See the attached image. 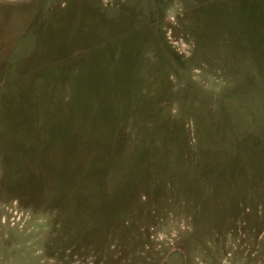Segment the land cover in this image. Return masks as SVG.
<instances>
[{"label":"rangeland","instance_id":"374dc122","mask_svg":"<svg viewBox=\"0 0 264 264\" xmlns=\"http://www.w3.org/2000/svg\"><path fill=\"white\" fill-rule=\"evenodd\" d=\"M0 264H264V0L0 4Z\"/></svg>","mask_w":264,"mask_h":264},{"label":"crops","instance_id":"0c3cea01","mask_svg":"<svg viewBox=\"0 0 264 264\" xmlns=\"http://www.w3.org/2000/svg\"><path fill=\"white\" fill-rule=\"evenodd\" d=\"M27 0H0V4L3 3H18V2H25Z\"/></svg>","mask_w":264,"mask_h":264}]
</instances>
